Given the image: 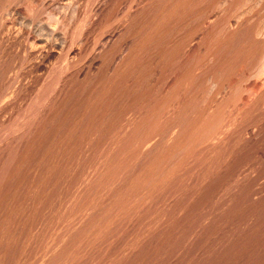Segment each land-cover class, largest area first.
I'll use <instances>...</instances> for the list:
<instances>
[{"label":"rangeland","instance_id":"obj_1","mask_svg":"<svg viewBox=\"0 0 264 264\" xmlns=\"http://www.w3.org/2000/svg\"><path fill=\"white\" fill-rule=\"evenodd\" d=\"M263 22L0 0V264H264Z\"/></svg>","mask_w":264,"mask_h":264},{"label":"bare ground","instance_id":"obj_2","mask_svg":"<svg viewBox=\"0 0 264 264\" xmlns=\"http://www.w3.org/2000/svg\"><path fill=\"white\" fill-rule=\"evenodd\" d=\"M187 2V1H186ZM191 2V1H190ZM207 2V1H206ZM230 2H231V0H230ZM233 2V1H232ZM178 4V3H177ZM136 5V4H135ZM138 5V4H137ZM185 7V6H184ZM174 8V7H173ZM180 8V7H179ZM178 8V9H179ZM183 8V7H182ZM186 8V7H185ZM2 10V9H1ZM176 10V9H175ZM185 10V9H184ZM220 10V9H219ZM179 11V10H178ZM189 11V10H188ZM127 12V11H126ZM183 12V11H182ZM214 12V11H213ZM223 13V12H222ZM170 14V13H169ZM113 15V14H112ZM182 15V14H181ZM170 16V15H169ZM176 16V15H175ZM167 18V17H166ZM201 18V17H200ZM229 20V19H228ZM140 21V20H139ZM239 21V20H238ZM246 22V21H245ZM133 23V22H132ZM224 23H225V21H224ZM264 23V22H263ZM213 24V23H212ZM112 25H113V23H112ZM260 25V24H259ZM197 26V25H196ZM251 26V25H250ZM48 27V26H47ZM106 27V26H105ZM198 27V26H197ZM261 27V26H260ZM107 28V27H106ZM205 28V27H204ZM263 29V28H262ZM137 30V29H136ZM225 30V29H224ZM239 30V29H238ZM105 31V30H104ZM249 32V31H248ZM12 33V32H11ZM223 33V32H222ZM53 34V33H52ZM87 35V34H86ZM264 36V35H263ZM252 37V36H251ZM83 38V37H82ZM13 39V38H12ZM15 41V40H14ZM89 41V40H88ZM75 43V42H74ZM257 43H259V42H257ZM189 45V44H188ZM93 46H94V44H93ZM190 46V45H189ZM62 48V47H61ZM92 49V48H91ZM180 49V48H179ZM251 50V49H250ZM255 50V49H254ZM259 50V49H258ZM92 51V50H91ZM178 51V50H177ZM176 52V51H175ZM189 53V52H188ZM45 57V56H44ZM87 57H88V55H87ZM110 57V56H109ZM132 57V56H131ZM261 57V56H260ZM65 58V57H64ZM72 58V57H71ZM85 58V57H84ZM257 58V57H256ZM77 59V58H76ZM25 60V59H24ZM80 61V60H79ZM74 62V61H73ZM254 62V61H253ZM30 63V62H29ZM256 63V62H255ZM264 63V62H263ZM136 64V63H135ZM123 65V64H122ZM264 65V64H263ZM245 66V65H244ZM249 66V65H248ZM122 67V66H121ZM262 67V66H261ZM62 69V68H61ZM66 69V68H65ZM70 69V68H69ZM54 70V69H53ZM8 71V70H7ZM58 71V70H57ZM76 71V70H75ZM248 71V70H247ZM259 71V70H258ZM262 72V71H261ZM120 73H121V71H120ZM133 74V73H132ZM261 74V73H260ZM6 76V75H5ZM133 76V75H132ZM137 78V77H136ZM190 79V78H189ZM258 79V78H257ZM251 80V79H250ZM10 81V80H9ZM136 81V80H135ZM248 81V80H247ZM188 82V81H187ZM190 82V81H189ZM246 89V88H245ZM54 90V89H53ZM250 90H252V89H250ZM119 91V90H118ZM4 92V91H3ZM50 92V91H49ZM123 92V91H122ZM8 93V92H7ZM217 93V92H216ZM40 94V93H39ZM243 94V93H242ZM44 95V94H43ZM218 95V94H217ZM14 96V95H13ZM100 96V95H99ZM244 96V95H243ZM44 97V96H43ZM106 97H107V95H106ZM211 99V98H210ZM242 99V98H241ZM16 100V99H15ZM23 100V99H22ZM37 100H38V98H37ZM93 100V99H92ZM45 101H47V100H45ZM213 101V100H212ZM216 101V100H215ZM21 102V101H20ZM42 102V101H41ZM231 102V101H230ZM24 103V102H23ZM43 103V102H42ZM92 103V102H91ZM94 103V102H93ZM245 103V102H244ZM209 105V104H208ZM219 105V104H218ZM210 106V105H209ZM87 109V108H86ZM11 110V109H10ZM14 110V109H13ZM39 110V109H38ZM215 110V109H214ZM200 112V111H199ZM40 113V112H39ZM208 113V112H207ZM214 113V112H213ZM244 113V112H243ZM211 114V113H210ZM36 115V114H35ZM220 116V115H219ZM203 119V118H202ZM214 119V118H213ZM212 119V120H213ZM13 120V119H12ZM19 120V119H18ZM16 121V120H15ZM203 121V120H202ZM209 121V120H208ZM12 122V121H11ZM217 122V121H216ZM222 123H223V121H222ZM230 123V122H229ZM203 124H204V122H203ZM208 124V123H207ZM210 124V123H209ZM218 124V123H217ZM213 125V124H212ZM206 126V125H205ZM208 126V125H207ZM191 127V126H190ZM198 127V126H197ZM202 127H204V126H202ZM216 127V126H215ZM20 128V127H19ZM213 128V127H212ZM22 129V128H21ZM190 129V128H189ZM208 129V128H207ZM207 129H206V131H207ZM5 130V129H4ZM11 130V129H10ZM18 130V129H17ZM6 131V130H5ZM183 131V130H182ZM186 131H187V129H186ZM205 131V132H206ZM219 133V132H218ZM227 134V133H226ZM212 135V134H211ZM188 136V135H187ZM207 136V135H206ZM209 137H210V135H209ZM145 138V137H144ZM192 138V137H191ZM205 139V138H204ZM181 140V139H180ZM179 140V141H180ZM192 140V139H191ZM149 141V140H148ZM152 141V140H151ZM200 141H202V139L200 140ZM223 141V140H222ZM112 142V141H111ZM181 142V141H180ZM197 142V141H196ZM204 142V141H203ZM149 143V142H148ZM184 145H185V143H184ZM183 145V146H184ZM208 145V144H207ZM217 145V144H216ZM142 146V145H141ZM190 146V145H189ZM210 146V145H209ZM138 147V146H137ZM199 147V146H198ZM196 148V147H195ZM202 148V147H201ZM197 150V149H196ZM199 150V149H198ZM208 150V149H207ZM191 151V150H190ZM47 152H49V151H47ZM46 152V153H47ZM169 154V153H168ZM128 155H130V154H128ZM129 157V156H128ZM45 159V158H44ZM54 159V158H53ZM166 159V158H165ZM171 160V159H170ZM160 162H161V160H160ZM53 163V162H52ZM158 165H160V164H158ZM162 165V164H161ZM167 166H168V164H167ZM166 167V166H165ZM53 170V169H52ZM119 170V169H118ZM153 171V170H152ZM173 173V172H172ZM122 176V175H121ZM170 176V175H169ZM159 177V176H158ZM103 178V177H102ZM160 178V177H159ZM78 179V178H77ZM117 179V178H116ZM135 180V179H134ZM102 181V180H101ZM80 182V181H79ZM135 182V181H134ZM146 182V181H145ZM164 182V181H163ZM148 183V182H147ZM168 183V182H167ZM152 184V183H151ZM143 185V184H142ZM147 185V184H146ZM101 187V186H100ZM105 187V186H104ZM142 188V187H141ZM134 189V188H133ZM132 189V190H133ZM137 189V188H136ZM151 189V188H150ZM135 190V189H134ZM146 191H147V189H146ZM97 193V192H96ZM147 193V192H146ZM97 196V195H96ZM104 196V195H103ZM142 196V195H141ZM146 199V198H145ZM134 200V199H133ZM125 202V201H124ZM138 202V201H137ZM124 204V203H123ZM137 204V203H136ZM90 206V205H89ZM116 207V206H115ZM121 207V206H120ZM123 207V206H122ZM136 207H137V205H136ZM97 209V208H96ZM132 210H134V209H132ZM112 211H113V209H112ZM87 212V211H86ZM108 212V211H107ZM128 212V211H127ZM136 212V211H135ZM80 213H82V212H80ZM129 213V212H128ZM133 213V212H132ZM108 214V213H107ZM127 215V214H126ZM111 216V215H110ZM105 217V216H104ZM110 220V219H109ZM115 220V219H114ZM108 221V220H107ZM80 222V221H79ZM107 224V223H106ZM72 225V224H71ZM74 225V224H73ZM102 227V226H101ZM72 228V227H71ZM72 230V229H71ZM64 233V232H63ZM98 235V234H97ZM94 236V235H93ZM92 236V237H93ZM102 236V235H101ZM97 237V236H96ZM70 238V237H69ZM86 238V237H85ZM90 239V238H89ZM78 240V239H77ZM87 240H88V238H87ZM51 242V241H50ZM68 242V241H67ZM55 244V243H54ZM58 244V243H57ZM48 245V244H47ZM87 247V246H86ZM92 247V246H91ZM43 248V247H42ZM54 249V248H53ZM83 249V248H82ZM64 250V249H63ZM47 251V250H46ZM70 251V250H69ZM33 253V252H32ZM67 253V252H66ZM77 253V252H76ZM44 254V253H43ZM48 254V253H47ZM46 256V255H45ZM64 257V256H63ZM79 257V256H78ZM30 259V258H29ZM47 259H48V257H47ZM62 259V258H61ZM64 259V258H63ZM33 260V259H32ZM35 261V260H34ZM29 262V261H28ZM44 262H45V260H44ZM49 263V262H48ZM55 263V262H54ZM26 264V263H25Z\"/></svg>","mask_w":264,"mask_h":264}]
</instances>
